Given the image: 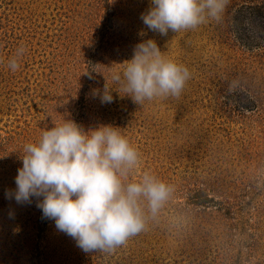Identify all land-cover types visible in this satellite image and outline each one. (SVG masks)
<instances>
[{"label": "rangeland", "instance_id": "obj_1", "mask_svg": "<svg viewBox=\"0 0 264 264\" xmlns=\"http://www.w3.org/2000/svg\"><path fill=\"white\" fill-rule=\"evenodd\" d=\"M246 5L264 13V0H231L220 23L163 36L141 19L151 0H0V264H264V25ZM148 39L191 78L139 105L111 75ZM105 84L112 103L96 95ZM64 120L117 128L139 154L124 182L148 173L173 188L114 250L84 252L38 198L5 196L24 146Z\"/></svg>", "mask_w": 264, "mask_h": 264}, {"label": "clouds", "instance_id": "obj_2", "mask_svg": "<svg viewBox=\"0 0 264 264\" xmlns=\"http://www.w3.org/2000/svg\"><path fill=\"white\" fill-rule=\"evenodd\" d=\"M230 3L151 0L141 19L149 30L167 36L169 31L220 23ZM23 52L18 49L9 60L13 71ZM190 78L189 70L167 60L152 39L138 43L122 73L111 75L123 96L139 105L154 98L179 97ZM111 89L105 84L103 93H96L102 104L113 102ZM116 129L102 125L85 132L72 120H64L44 130L37 143L24 146L16 188L6 191V198L18 204L38 198L36 206L43 217L53 220L56 229L84 252L111 251L123 245L145 230L147 216L157 215L173 188L148 173L138 182H124L138 166L139 154Z\"/></svg>", "mask_w": 264, "mask_h": 264}, {"label": "trees", "instance_id": "obj_3", "mask_svg": "<svg viewBox=\"0 0 264 264\" xmlns=\"http://www.w3.org/2000/svg\"><path fill=\"white\" fill-rule=\"evenodd\" d=\"M239 10L244 11L243 13L249 21H260L264 25V13L260 7H257L256 5H246Z\"/></svg>", "mask_w": 264, "mask_h": 264}]
</instances>
